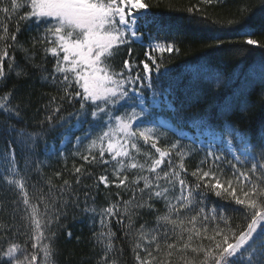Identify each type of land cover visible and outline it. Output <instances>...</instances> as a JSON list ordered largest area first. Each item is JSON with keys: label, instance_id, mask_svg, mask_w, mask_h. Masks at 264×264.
Listing matches in <instances>:
<instances>
[{"label": "snow or ice", "instance_id": "obj_1", "mask_svg": "<svg viewBox=\"0 0 264 264\" xmlns=\"http://www.w3.org/2000/svg\"><path fill=\"white\" fill-rule=\"evenodd\" d=\"M148 8L141 0H0V136L6 144L0 151V186L11 193L0 207V264H55L58 233L54 229L60 227L69 207L81 211L94 229L93 239L103 252L99 264H116L110 259L117 238L113 220L127 239L140 219L144 223L135 229L139 233L133 247L135 264H164L162 252L168 264L173 252L185 257L184 264H264V142L251 149L245 146L237 154L231 150L233 139L247 145L245 133L230 126L217 134L206 114L190 111L193 97L203 87L215 95L228 86L227 80L215 71L186 74L187 79L161 72L152 53L178 54L180 49L159 42L160 22ZM145 28H156V34L146 37ZM145 39L148 50L137 63L132 44H143ZM244 43L264 48L256 39ZM124 49L128 58L117 64ZM35 80L57 95L46 98L34 113H43L42 118L29 125L32 92L27 89L35 87L31 83ZM260 95L264 99V90ZM155 110L173 113L179 126L171 128L173 134L191 126L216 142L204 145L194 139L185 144L182 136L173 142L168 129L160 133ZM54 133L58 144L49 140ZM225 134L230 138L225 139ZM260 139L264 141V132ZM225 143L227 154L221 147ZM142 145L148 150L143 151ZM200 152L203 159L189 173L186 156ZM69 155L84 161L74 168V183L64 180L57 189L49 180L47 192L30 193L28 173L40 174L50 157L67 160ZM18 157L24 160L23 169ZM110 167L114 180H110ZM97 168L102 174L93 191L84 182L93 178ZM228 169L231 178L225 180ZM55 176L62 178V173L57 171ZM113 184L131 191L129 199L118 191L116 202L98 210L93 205L99 185L107 190ZM213 194L241 206L236 209L241 211V225L231 226L226 207L209 206ZM160 203L163 213L156 207ZM151 216L154 224L146 219ZM67 235L70 239L72 233ZM188 254L196 259H187Z\"/></svg>", "mask_w": 264, "mask_h": 264}, {"label": "trees", "instance_id": "obj_2", "mask_svg": "<svg viewBox=\"0 0 264 264\" xmlns=\"http://www.w3.org/2000/svg\"><path fill=\"white\" fill-rule=\"evenodd\" d=\"M141 2L149 5L148 11L160 22L158 34L161 39L159 42L173 43L175 47L180 49L178 54L175 52L152 53L157 64H160L161 72L167 71L173 78L185 76L187 79L186 74L197 71H215L221 73L227 80L228 86L221 88L215 95L209 92L207 87H203L193 97L194 106L190 111L206 114L211 129L215 130L217 134L224 132L227 127H236L247 136L248 141H250L247 143V147L250 149L254 146L258 147L260 143L264 142L260 139L261 133L264 132V99L260 95L261 90H264V48L244 43L248 38L256 39L258 44L264 43V0H212L211 3L206 2V0H141ZM15 26L16 21L13 19L10 22V28L14 30ZM143 31L146 37L150 32L156 34V28H145ZM244 32H248L249 35H244ZM0 35H3L2 26H0ZM147 43L148 41L145 39L143 44L138 42L132 44V58L137 63L144 59L143 53L148 50ZM14 55L22 54L16 53ZM40 55L43 56L42 51ZM127 58L128 53L124 49L122 55L116 58V63L119 64ZM149 63L155 75V67L151 62ZM51 66V63L47 65L49 69ZM5 70H7V61L5 62ZM117 70L119 69L117 68ZM133 74L135 75V71ZM31 83H34L35 87L27 89V91L32 92L30 97L32 104L27 112L26 120L29 125H34L43 116V113L36 116L34 113L43 107L47 97L57 95V93L49 87H41L39 80ZM178 103L179 101H177ZM242 108H246V110H242ZM155 112L156 119L167 124L168 137L176 139L177 136H182V140H187L189 137L205 134L202 129L191 126H185L180 132L173 134L171 128L179 127L175 124L173 113L169 111L160 112L159 110H155ZM31 130L30 127L29 131ZM225 138L229 139L230 137L225 134ZM49 140L50 142L55 140L57 144L59 143L55 133ZM235 140L233 139V142ZM161 147H166V145H161ZM5 148L4 137L0 136V151ZM185 159L186 167L191 173L199 161L203 159V156L198 153L186 156ZM18 160L19 166L23 169L24 160L19 157ZM82 164L84 161L79 158L68 157L67 160L58 157L48 158L40 174L34 171L27 174L30 193L35 196L41 190L47 192L49 180L57 189L63 185L64 180L74 183V168ZM57 171L62 173V178L55 176ZM89 171L92 169L90 168ZM100 174H102V169H95L93 178L85 181L84 184L93 186V191H95V180ZM189 178L191 179V177ZM229 178H231L230 169L226 170L224 176L225 180ZM214 182L212 181V183ZM233 183H235L234 178ZM31 185H35V189ZM224 187L227 185L225 184ZM118 191H123L124 200L129 199L131 191L117 188L103 190L99 185V196L93 206L99 210L102 207H107L109 203L116 202L115 193ZM106 193L108 199H106ZM238 194L242 198V193ZM10 196L11 193L0 186V207L4 206ZM53 196L54 199L57 198L55 194ZM80 198L83 204L82 193H80ZM33 202L35 203V200ZM212 203H217L228 209L227 216L230 218L229 222L233 228L243 223L241 211L236 210L240 209L241 206L235 205L234 202L219 200L214 194L208 201L209 206ZM156 207L160 209L161 213L165 210L163 203L157 204ZM40 210H44L43 205L40 206ZM121 211H123L122 205ZM146 219L149 224L155 223V216L146 217ZM86 220L81 211L69 207L66 218L59 222L60 227L54 229L58 233L55 245V264H99L103 252L100 246L95 243L93 239L94 229L85 222ZM141 223H144V219L135 222V229H138ZM221 226L223 227V225ZM135 229L133 234L125 239L121 226L113 220L112 231L117 238L113 241L115 250L110 254V259L115 260L116 264H135L133 247L135 243L139 242V233ZM95 231H99V228ZM68 232L72 233L70 239L67 235ZM18 242L22 243V240ZM177 247H182V245L178 244ZM28 248L31 251L30 244ZM40 255L42 257L43 253L41 252ZM160 255L164 264H168L166 253L162 252ZM186 258L189 260L196 259L195 254H188ZM184 259L185 257L173 252L171 264H184Z\"/></svg>", "mask_w": 264, "mask_h": 264}, {"label": "rangeland", "instance_id": "obj_3", "mask_svg": "<svg viewBox=\"0 0 264 264\" xmlns=\"http://www.w3.org/2000/svg\"><path fill=\"white\" fill-rule=\"evenodd\" d=\"M155 123L157 124L160 133L163 135V134H164V130L167 128V124H165V123H164L163 121H161V120H155ZM167 136H169V133H168V132H167ZM168 138H170L173 142L176 141L175 138H171V137H168ZM194 139L202 140L203 143H204V145H207V144L210 143V142H216V141L214 140L213 136H211V135H209V134H207V133L202 134V135H199V136H197V137H189L187 140H182V142L185 143V144H190V142H191L192 140H194ZM245 146H246V145H245L244 143H241L239 140H235V142L232 143L231 150H232L233 152H236V153L238 154L240 151H242V150L244 149ZM221 147L223 148V151H224L225 153H228V152H229V146H228L226 143H225V144H222ZM69 148H71V145H69ZM142 150H143V151H147L148 148H147L146 146H143V145H142ZM153 151H154V150H153ZM200 153H201V155L203 156V152H200ZM190 155H192V154H190ZM188 156H189V155H188ZM69 157H72V156L69 155ZM72 158H73V157H72ZM140 162H141V163L144 162V157H141V158H140ZM108 173H109V176H110V180H114V179H115V176L113 175V172H112V168H111V167L108 169ZM143 174H147V173L145 172V173H143ZM137 175H139V173H137ZM130 178H132L131 175H130ZM100 186H101V188H102L103 190H106V189L104 188L103 185H100ZM115 188H116V187H115V185L113 184V185H112L109 189H107V190H110V189L112 190V189H115ZM85 222H86L87 224H89L88 220H86Z\"/></svg>", "mask_w": 264, "mask_h": 264}, {"label": "bare ground", "instance_id": "obj_4", "mask_svg": "<svg viewBox=\"0 0 264 264\" xmlns=\"http://www.w3.org/2000/svg\"><path fill=\"white\" fill-rule=\"evenodd\" d=\"M201 134V133H200Z\"/></svg>", "mask_w": 264, "mask_h": 264}]
</instances>
